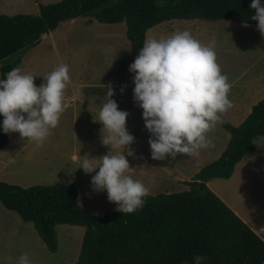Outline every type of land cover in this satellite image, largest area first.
Segmentation results:
<instances>
[{
    "label": "rangeland",
    "instance_id": "1",
    "mask_svg": "<svg viewBox=\"0 0 264 264\" xmlns=\"http://www.w3.org/2000/svg\"><path fill=\"white\" fill-rule=\"evenodd\" d=\"M62 1L0 0V15L37 16L41 6ZM183 30L190 31L202 44L215 47L217 62L229 81L241 79L242 74L255 79L264 75V36L255 26L230 21L173 20L150 30L147 38H166ZM137 56L131 50L126 22L103 24L94 19L90 23L89 18L62 23L37 46L26 50L20 56V68L36 76V86L61 63L69 66L71 83L65 89L60 122L43 145L11 133L7 146L0 152V182L22 188L74 184L80 193L82 208L97 217L115 212L117 206L108 201L106 191H93L90 181L95 173L89 175L78 169L81 157L99 158L110 151L102 145V125L94 122L93 117H97L98 102L106 92L103 85L112 83L115 91L112 98L119 110L129 113L126 126L135 138L130 146L135 156L127 157L133 170L126 174L140 180L147 187L148 195L188 191L187 182L199 171L198 165L192 164L200 161L193 160L191 165L186 162L182 167L186 160L183 155L164 160L151 157L150 134L145 128L142 109L133 99V74L128 70ZM216 136L217 149H205L208 155L222 150L226 144L222 136ZM256 147L257 152L237 164L230 179L212 180L209 188L263 239L264 147ZM210 164L211 161L207 163ZM85 232V227L58 226L59 248L52 253L42 243L34 224L25 222L0 201V264H17L22 254L28 255L31 264H76Z\"/></svg>",
    "mask_w": 264,
    "mask_h": 264
},
{
    "label": "trees",
    "instance_id": "2",
    "mask_svg": "<svg viewBox=\"0 0 264 264\" xmlns=\"http://www.w3.org/2000/svg\"><path fill=\"white\" fill-rule=\"evenodd\" d=\"M252 0H64L41 6L37 16L0 15L2 78L21 67L23 53L37 46L64 22L89 18L103 24L126 22L133 54H139L148 32L173 20L230 21L257 28L251 20ZM264 4V0H261ZM3 117L0 116V121ZM231 141L216 162L205 166L188 191L147 195L131 214L118 211L102 217L82 208L74 184L22 188L0 182V201L25 222L33 223L52 253L59 248L56 228L85 227L76 264H192L194 255L205 264H264V240L238 217L209 187L200 183L231 160L225 178L237 164L256 152L264 139V100L236 127L221 119ZM11 133L0 132V152Z\"/></svg>",
    "mask_w": 264,
    "mask_h": 264
},
{
    "label": "clouds",
    "instance_id": "3",
    "mask_svg": "<svg viewBox=\"0 0 264 264\" xmlns=\"http://www.w3.org/2000/svg\"><path fill=\"white\" fill-rule=\"evenodd\" d=\"M257 29L264 36V4L252 0ZM247 26V24H245ZM129 66L133 74V99L142 109L145 128L150 134L153 160L175 159L177 155L198 156L214 147L209 133L221 121V113L232 107L231 84L217 62L214 46L202 44L188 30L166 38H147ZM31 73L14 67L0 78V132L19 133L25 140L43 145L55 129L64 110L65 89L71 83L70 69L61 63L48 73L40 86ZM103 85V84H102ZM104 97L98 102L101 143L110 151L99 158L81 157L80 166L91 176L94 192L107 193L116 211L131 214L140 209L148 195L147 187L126 173L133 170L127 157H134L135 138L126 121L127 111L119 110L112 98V83L103 85ZM126 85L120 91L123 93ZM264 147V142H254ZM206 257L194 255L192 264H205ZM17 264H31L27 254ZM185 264H188L186 261Z\"/></svg>",
    "mask_w": 264,
    "mask_h": 264
},
{
    "label": "crops",
    "instance_id": "4",
    "mask_svg": "<svg viewBox=\"0 0 264 264\" xmlns=\"http://www.w3.org/2000/svg\"><path fill=\"white\" fill-rule=\"evenodd\" d=\"M240 78L241 79H235V80L229 81V83L231 84V88H230L228 95H229V99L232 102V107L228 109V111L220 114L221 119H223L224 121L236 127L243 124L244 121L248 118V116L252 113L253 107L257 105L259 102H261L262 100H264V75L260 79H255L251 77V75L242 74L240 75ZM249 80H251L252 82L250 83ZM216 133H217V136L220 135L223 137L224 143L226 142L222 150L220 151L216 150V153L211 152L209 155L206 154L204 150H201L198 156L191 157V156L183 155L186 158V160H184V163L181 166L182 167L185 166L186 162L188 165H191L192 164L191 162L193 160L200 161V162H195V165L192 164V166H195V167L198 165L196 169H198L199 171L197 172L200 173L201 170L205 167L203 165H207L209 161L213 163L219 160L220 157L223 155V153L226 151L231 141V135L225 129V127L222 125L221 122L217 123L215 128L212 129V131L208 134L209 138L212 140L214 147H216V149H217V141H216L217 138L215 140ZM262 140L263 139L259 141H262ZM243 161H245V159ZM259 174H261L260 171H259ZM263 177H264V174H263ZM208 187H209V183H208Z\"/></svg>",
    "mask_w": 264,
    "mask_h": 264
},
{
    "label": "water",
    "instance_id": "5",
    "mask_svg": "<svg viewBox=\"0 0 264 264\" xmlns=\"http://www.w3.org/2000/svg\"><path fill=\"white\" fill-rule=\"evenodd\" d=\"M231 160H228L226 164H224L220 170H216L211 174H208L207 176L204 177L203 181L200 183L203 187H207V184L212 181L215 180L217 178H221V177H225L228 170L231 167Z\"/></svg>",
    "mask_w": 264,
    "mask_h": 264
}]
</instances>
